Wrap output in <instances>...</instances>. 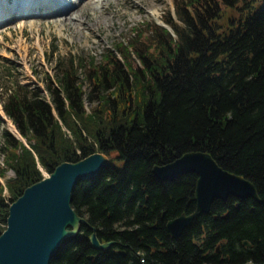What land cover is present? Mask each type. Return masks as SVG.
Segmentation results:
<instances>
[{
  "label": "trees",
  "instance_id": "1",
  "mask_svg": "<svg viewBox=\"0 0 264 264\" xmlns=\"http://www.w3.org/2000/svg\"><path fill=\"white\" fill-rule=\"evenodd\" d=\"M172 3L170 29L144 21L100 62L59 57L43 88L7 72L3 110L29 148L0 118V235L26 188L102 153L110 164L76 186L72 208L114 245L94 249L82 226L51 264H264V0ZM191 151L249 180L261 202L216 200L174 239L167 223L195 211L198 177L153 169Z\"/></svg>",
  "mask_w": 264,
  "mask_h": 264
},
{
  "label": "water",
  "instance_id": "2",
  "mask_svg": "<svg viewBox=\"0 0 264 264\" xmlns=\"http://www.w3.org/2000/svg\"><path fill=\"white\" fill-rule=\"evenodd\" d=\"M4 121L17 132L10 121ZM109 164L107 155L96 153L76 163L61 164L52 174L26 188L11 204L6 230L0 235V264H51L64 242L76 238L82 226L92 232L89 241L94 249H110L114 242L101 243L96 228L72 208L76 186L96 178ZM153 173L160 181H171L188 173L198 177L194 192L195 211L167 223V232L174 239L201 215L210 213L216 200L225 202L233 197L261 202L254 184L224 170L206 152H188L169 164L155 166ZM244 245L250 246V243L244 242Z\"/></svg>",
  "mask_w": 264,
  "mask_h": 264
},
{
  "label": "rangeland",
  "instance_id": "3",
  "mask_svg": "<svg viewBox=\"0 0 264 264\" xmlns=\"http://www.w3.org/2000/svg\"><path fill=\"white\" fill-rule=\"evenodd\" d=\"M172 2L173 0L160 3L155 0H143V12L128 10L127 14L133 16V19L127 21L122 32H119L118 24L125 22L124 19L115 21L117 26L113 27L111 23L99 18V14L94 11L86 14L88 17L86 22L99 20L102 27L100 29L96 27L90 32L85 26L77 28L74 22H66L63 31L59 32L58 23H54V18L48 17L37 19L41 22L38 24L41 26L38 27L39 31L29 25L22 31L20 28L23 22L17 14L13 15L11 20L5 22L6 26L11 27L6 31V35L4 28L0 27V108L3 105L5 89L11 87V81L5 82L9 75L7 72L23 85L43 88L47 74H55V62L59 57L75 55L87 60L88 63L91 58L100 62L104 52L114 48L122 40L130 38L134 27L142 26L144 21H157L161 24L166 12L173 10ZM10 3L13 4L14 0H10ZM77 11L78 9L72 11L74 17L79 14ZM85 88L87 89V84ZM3 130L4 126L0 125V135ZM2 162L3 155L0 151V167ZM8 176L12 178L14 174L9 172Z\"/></svg>",
  "mask_w": 264,
  "mask_h": 264
},
{
  "label": "bare ground",
  "instance_id": "4",
  "mask_svg": "<svg viewBox=\"0 0 264 264\" xmlns=\"http://www.w3.org/2000/svg\"><path fill=\"white\" fill-rule=\"evenodd\" d=\"M25 1L14 0V3L11 4L10 0H0V27L4 28V35H6L7 30L11 29L10 25H5V22L11 20L13 15L16 14L23 22L20 28L22 31L26 29V25L39 31L40 28L38 27L41 26L38 24H41V22L37 19L48 17L54 18V23H58L59 32L63 31L66 22H74L77 28L85 26V29L90 32L96 27L98 29L102 27L99 20L86 22V19H88L86 14L89 11H94L99 14V18L111 23L113 27L117 26L114 23L115 21L124 19L125 22L118 24L119 32H122L127 21L133 19V16L127 14L128 10L135 9L138 10V13L144 10L143 0H35L34 2L27 0L28 5L23 9L22 3ZM155 1L160 3L165 0ZM74 9H78L76 13H79L75 17L72 14Z\"/></svg>",
  "mask_w": 264,
  "mask_h": 264
},
{
  "label": "flooded vegetation",
  "instance_id": "5",
  "mask_svg": "<svg viewBox=\"0 0 264 264\" xmlns=\"http://www.w3.org/2000/svg\"><path fill=\"white\" fill-rule=\"evenodd\" d=\"M112 246H113V245H112ZM112 246H111V247H112ZM247 247H250V246H247Z\"/></svg>",
  "mask_w": 264,
  "mask_h": 264
}]
</instances>
